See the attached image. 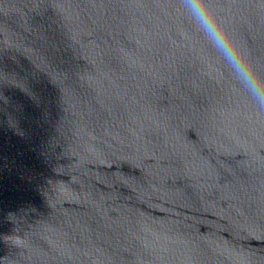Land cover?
I'll use <instances>...</instances> for the list:
<instances>
[{"label": "water", "instance_id": "1", "mask_svg": "<svg viewBox=\"0 0 264 264\" xmlns=\"http://www.w3.org/2000/svg\"><path fill=\"white\" fill-rule=\"evenodd\" d=\"M0 264H264V112L180 0H0Z\"/></svg>", "mask_w": 264, "mask_h": 264}, {"label": "clouds", "instance_id": "2", "mask_svg": "<svg viewBox=\"0 0 264 264\" xmlns=\"http://www.w3.org/2000/svg\"><path fill=\"white\" fill-rule=\"evenodd\" d=\"M183 14L215 52L237 86L260 112H264V73L257 70L245 50L226 27L210 0H180Z\"/></svg>", "mask_w": 264, "mask_h": 264}]
</instances>
